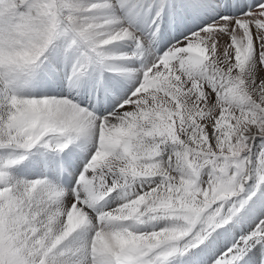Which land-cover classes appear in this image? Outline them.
I'll return each mask as SVG.
<instances>
[{"label":"snow or ice","instance_id":"6c2138e0","mask_svg":"<svg viewBox=\"0 0 264 264\" xmlns=\"http://www.w3.org/2000/svg\"><path fill=\"white\" fill-rule=\"evenodd\" d=\"M0 264H264V0H0Z\"/></svg>","mask_w":264,"mask_h":264}]
</instances>
